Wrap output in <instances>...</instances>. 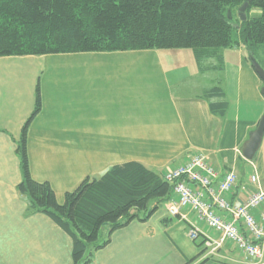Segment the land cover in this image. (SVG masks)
Masks as SVG:
<instances>
[{"label":"crops","instance_id":"1","mask_svg":"<svg viewBox=\"0 0 264 264\" xmlns=\"http://www.w3.org/2000/svg\"><path fill=\"white\" fill-rule=\"evenodd\" d=\"M262 86L242 47L222 51L221 66L211 59L201 67L190 49L0 57V264H72L69 236L45 215H28L16 190L17 142L36 87L29 172L61 205L84 179L113 166L139 162L164 174L190 154L205 156L215 182L233 172L228 199L241 204L243 188L264 189V132L253 159L242 156L264 115ZM253 175L258 185L248 184ZM167 202L113 232L89 264H251L229 242L208 245L218 236L188 209L168 216ZM190 227L200 232L195 240Z\"/></svg>","mask_w":264,"mask_h":264},{"label":"trees","instance_id":"2","mask_svg":"<svg viewBox=\"0 0 264 264\" xmlns=\"http://www.w3.org/2000/svg\"><path fill=\"white\" fill-rule=\"evenodd\" d=\"M246 1L0 0V57L190 49L201 67L211 59L221 66L222 51L242 47L264 70V0H253L241 21L237 11ZM39 110L36 87L17 142L22 179L16 190L28 215H45L69 236L72 264H89L113 232L147 221L173 186L163 174L129 162L87 177L58 204L49 184L29 172L26 134Z\"/></svg>","mask_w":264,"mask_h":264},{"label":"built area","instance_id":"3","mask_svg":"<svg viewBox=\"0 0 264 264\" xmlns=\"http://www.w3.org/2000/svg\"><path fill=\"white\" fill-rule=\"evenodd\" d=\"M216 178V171L202 154H190L182 165L167 170L163 179L173 186L174 196L165 206L167 215L181 216L188 209L218 236L217 240L208 239V245L219 248L229 242L251 264H264V189L249 191L245 187V201L231 204L228 196L237 186L236 175L229 172L215 182ZM248 184L258 185L257 176H251ZM199 234L190 227L187 236L195 240Z\"/></svg>","mask_w":264,"mask_h":264},{"label":"water","instance_id":"4","mask_svg":"<svg viewBox=\"0 0 264 264\" xmlns=\"http://www.w3.org/2000/svg\"><path fill=\"white\" fill-rule=\"evenodd\" d=\"M253 2V0H247L245 3H243L239 8H238V17L241 21L246 20V10L249 7V5ZM228 17L230 19V13H228ZM250 64L258 77L261 79L263 86L261 88V94L264 97V70L254 61L252 60L251 57H248ZM264 132V115L260 118L256 128L254 131H252L249 134L248 141L245 143L242 149V156L244 159L251 161L257 152L258 148L260 147V143L262 140V135Z\"/></svg>","mask_w":264,"mask_h":264}]
</instances>
